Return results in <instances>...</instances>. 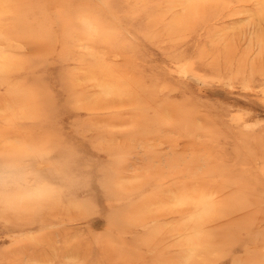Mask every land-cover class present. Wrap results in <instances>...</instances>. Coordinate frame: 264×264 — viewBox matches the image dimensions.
<instances>
[{
  "label": "rangeland",
  "instance_id": "obj_1",
  "mask_svg": "<svg viewBox=\"0 0 264 264\" xmlns=\"http://www.w3.org/2000/svg\"><path fill=\"white\" fill-rule=\"evenodd\" d=\"M2 67L0 264H183L208 195L264 264V0H0Z\"/></svg>",
  "mask_w": 264,
  "mask_h": 264
},
{
  "label": "clouds",
  "instance_id": "obj_2",
  "mask_svg": "<svg viewBox=\"0 0 264 264\" xmlns=\"http://www.w3.org/2000/svg\"><path fill=\"white\" fill-rule=\"evenodd\" d=\"M214 200V195L206 196L195 215L184 218L189 231L185 237L186 247L183 264H194L198 252L197 240L200 235L197 229L214 211Z\"/></svg>",
  "mask_w": 264,
  "mask_h": 264
},
{
  "label": "bare ground",
  "instance_id": "obj_3",
  "mask_svg": "<svg viewBox=\"0 0 264 264\" xmlns=\"http://www.w3.org/2000/svg\"><path fill=\"white\" fill-rule=\"evenodd\" d=\"M97 1V0H96ZM25 51V50H24ZM26 52V51H25ZM1 72L4 70V67H2L1 69ZM12 98L13 99H15V97H13L12 96ZM13 102L15 101V100H12ZM22 210H24V208L22 209ZM87 248L85 247V246H76V247H74L72 250H63V252L62 253H68V252H70L72 255H74V256H78V254L79 255H81V254H84L83 252L86 250ZM76 254V255H75Z\"/></svg>",
  "mask_w": 264,
  "mask_h": 264
}]
</instances>
